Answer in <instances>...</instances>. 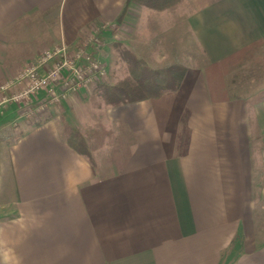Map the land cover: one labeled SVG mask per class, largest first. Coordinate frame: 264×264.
Listing matches in <instances>:
<instances>
[{
	"label": "crops",
	"instance_id": "obj_1",
	"mask_svg": "<svg viewBox=\"0 0 264 264\" xmlns=\"http://www.w3.org/2000/svg\"><path fill=\"white\" fill-rule=\"evenodd\" d=\"M124 1L0 0V85L43 49H73L89 25H114L117 35L147 9L131 3L116 25ZM147 10L165 20L155 30L173 36L183 17L200 57L182 64L176 92L88 106L103 111L96 119L70 116L84 90L63 99L59 108L81 133L96 124L110 130L93 164L68 145L53 110L39 124L15 105L0 110V264H264L250 151L254 132L264 150V96L250 108L230 86L229 76L253 63L216 82L220 61L255 42L264 52V0H183Z\"/></svg>",
	"mask_w": 264,
	"mask_h": 264
},
{
	"label": "rangeland",
	"instance_id": "obj_2",
	"mask_svg": "<svg viewBox=\"0 0 264 264\" xmlns=\"http://www.w3.org/2000/svg\"><path fill=\"white\" fill-rule=\"evenodd\" d=\"M156 13L148 11L147 9H141V14L135 15L134 19L129 20L124 26V30H119L114 25L104 26L102 32L98 35L100 41L99 51L96 53V57L105 65L106 75L101 80L102 84H113L119 79L127 75V69L124 62L120 58L119 47L136 49V56L149 57V60L144 59L149 64H167L172 62H178L180 64L189 65L199 59V53L197 51L196 44L194 43L192 36L190 35L185 21L178 22V35L173 36L172 31L159 28L156 31V24L162 27L165 20H159ZM167 23V22H166ZM50 24L54 25V20ZM126 34L129 38L126 39ZM174 41V44L172 42ZM59 44V43H58ZM56 45V44H55ZM127 49V48H126ZM130 50V49H129ZM132 51V50H130ZM158 57V61L156 60ZM146 62V63H147ZM147 63V64H148ZM162 65V66H163ZM229 78L234 79V84H231V88L236 95L245 97L248 107H252L255 102L254 99L264 96V74L261 67L250 65L246 66L237 72H235ZM95 84L86 90L84 100H82L80 107L74 109L70 116L73 121L83 117H91L96 119L103 114V111H95L89 113V107L102 109L106 106L99 104V99L96 97ZM254 101V102H253ZM62 102L56 105H48L42 119L36 124L41 123L50 114L49 110H53L52 113L60 120L66 118V113L59 108ZM56 106H58L56 108ZM56 108L55 112L54 109ZM71 121V120H70ZM69 121V122H70ZM70 124L74 125L72 121ZM75 126V125H74ZM251 155H252V208L254 215V228L257 232L259 242L264 241V150L260 145V137L257 133H253L251 136Z\"/></svg>",
	"mask_w": 264,
	"mask_h": 264
},
{
	"label": "trees",
	"instance_id": "obj_3",
	"mask_svg": "<svg viewBox=\"0 0 264 264\" xmlns=\"http://www.w3.org/2000/svg\"><path fill=\"white\" fill-rule=\"evenodd\" d=\"M183 0H125L123 7L115 21L116 25H120L126 16L128 6L135 3L153 11H163L172 8ZM121 60L124 62L127 75L119 79L113 84L99 83L96 86V97L99 104L103 106L117 107L120 105H128L144 100L158 99L162 96L176 92L184 78L186 68L178 63H167L160 67L149 66L146 61L136 56L132 51L119 47ZM244 58L242 60L241 58ZM235 58H238L237 63ZM233 59L232 63L227 62ZM243 63H253L264 65V52L260 51L259 42L252 43L242 50L238 55H231L220 61L219 78L216 79L217 85L221 87L222 77L230 71H235L237 67ZM232 64V65H230ZM225 66L227 69H222ZM216 85V84H215ZM217 85L215 87H217ZM211 87L209 90L211 93ZM220 90V89H216ZM222 87L220 92H225ZM219 94H212V99L219 98ZM63 134L68 145L80 155L86 157L91 164L93 159L91 153L104 146L111 138L110 130L102 124H96L81 133L74 125L63 118L61 120Z\"/></svg>",
	"mask_w": 264,
	"mask_h": 264
},
{
	"label": "built area",
	"instance_id": "obj_4",
	"mask_svg": "<svg viewBox=\"0 0 264 264\" xmlns=\"http://www.w3.org/2000/svg\"><path fill=\"white\" fill-rule=\"evenodd\" d=\"M103 29L101 24L89 25L73 49L59 43L40 51L0 85V110L15 105L23 118L36 124L48 105L100 83L106 67L96 53Z\"/></svg>",
	"mask_w": 264,
	"mask_h": 264
}]
</instances>
